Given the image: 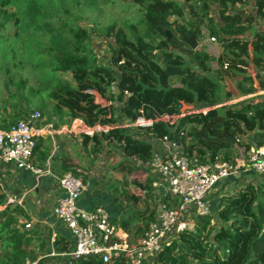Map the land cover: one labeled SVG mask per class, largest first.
<instances>
[{
  "label": "trees",
  "instance_id": "16d2710c",
  "mask_svg": "<svg viewBox=\"0 0 264 264\" xmlns=\"http://www.w3.org/2000/svg\"><path fill=\"white\" fill-rule=\"evenodd\" d=\"M66 1L70 7L80 5L78 0ZM117 1L138 5L142 17L117 29L96 22L84 27L71 25L68 9L59 4L55 7L56 0H34L31 8L50 22L48 32L52 40L57 38L45 52L47 66L60 79L56 78L42 103L50 106L56 128L75 118L89 127L109 126L82 133L81 145L94 159L104 151L111 160V173L118 184L110 188V195L126 212L114 222L126 232L127 243L133 244L146 231L155 211L152 177L140 164L153 157L151 138L176 139L197 163L241 161L250 147L264 146V97L255 96L264 89V32H249L256 16L264 19V0ZM11 2L0 0V31L12 14ZM249 4L253 11L237 12ZM64 34L67 38L60 41ZM189 35L197 41L214 37L217 54L203 46L191 49L181 38ZM95 41L108 51L105 63L98 61L92 48ZM222 78L233 80V89L221 84L224 92L220 96L217 81ZM234 94L251 97L223 104ZM96 95L108 104L98 102ZM180 100L192 106L181 110ZM37 109L42 115V107ZM31 112L1 105L0 128L25 120ZM163 112L183 115L171 124L156 121L144 127L121 126L123 121L155 118ZM49 119L41 118L39 123ZM41 144L37 137L32 154ZM56 158L61 160L63 173L78 174L76 164L65 155ZM3 197L0 188V202ZM163 197L169 207H178L179 197L169 193ZM24 219L17 205L0 209V264H25L27 260L42 264L48 258L40 231L26 227L29 221ZM51 246L59 252L71 248V243L57 234ZM49 264L66 263L52 260ZM80 264L102 262L89 257ZM115 264H124L122 258H116ZM151 264H264V183H246L236 193L220 197L214 213L210 210L208 215L194 216L192 227L178 230Z\"/></svg>",
  "mask_w": 264,
  "mask_h": 264
},
{
  "label": "built area",
  "instance_id": "2783aa9c",
  "mask_svg": "<svg viewBox=\"0 0 264 264\" xmlns=\"http://www.w3.org/2000/svg\"><path fill=\"white\" fill-rule=\"evenodd\" d=\"M208 40L216 42L214 37H208ZM201 111L205 112V109ZM181 115L183 113L175 115L171 120L167 118V122L171 124ZM41 118L40 112L33 110L25 120L0 128V165L12 164L17 169L36 174L48 171L47 165L44 170L32 164L36 138L54 131L50 129V125H41ZM156 121L157 117L139 116L133 122L123 121L121 126L144 127ZM69 127L68 130L87 134L109 128L108 125L89 127L79 118L73 119ZM152 142L153 157L140 164L152 177L155 211L153 220L137 242L127 243L126 232L114 222L104 206L84 209L77 205L86 184L81 176L67 171L58 177L63 195L52 207V214L71 233L73 245L68 250L59 252L50 248L46 257L66 264H80L89 257H98L102 264H115L118 257L122 258L124 264H151L162 245L168 244L178 230L186 228V224L193 221L194 216L210 213L207 198L216 186L238 178L245 169L258 175L264 173V146L250 147L241 161L214 159L197 163L182 149H175L176 145L179 146L176 139L162 136L152 138ZM166 193L179 197L178 207H169L163 201ZM14 201L15 198L9 197L6 203ZM25 225L30 227L29 222ZM25 264L38 263L37 260H27Z\"/></svg>",
  "mask_w": 264,
  "mask_h": 264
},
{
  "label": "rangeland",
  "instance_id": "374dc122",
  "mask_svg": "<svg viewBox=\"0 0 264 264\" xmlns=\"http://www.w3.org/2000/svg\"><path fill=\"white\" fill-rule=\"evenodd\" d=\"M61 1L56 0L55 7H58L57 4H59L68 9L72 17L68 21L71 25L76 24L89 27L96 22L98 26L114 25L117 29L122 28L125 23L134 22L142 17L141 8L131 2L123 3L117 0H78L80 5L74 8L70 7L68 1ZM32 4H35L34 0H12L9 6L10 13L12 14L10 18L5 20L6 22L0 31V106L4 105L9 109L16 106L21 109H29L30 111L38 110L37 108L41 106L43 109L41 121L48 120L49 117L50 119L40 124L50 125V129L55 130L58 127L53 126L56 119L51 114L52 110L50 106L44 105L42 101L45 93L49 91L50 86L53 85L56 78L60 79L47 66L48 62L46 61L49 57L45 52V48L49 44L54 45L57 38L52 40V36L48 32L50 22L43 20L40 12L31 8ZM45 7L52 8V5H46ZM61 38L60 41L67 37L64 34ZM200 42L198 41V44L201 46L202 43ZM211 43H208L207 48L215 55L218 52V46L217 44ZM92 48L98 61L105 63L108 58V51L104 44L95 41L92 44ZM66 79L69 81V78L66 77ZM220 80L218 79L216 81L219 94L222 96L224 90L221 88V84L233 89V80H224L223 78ZM257 95L264 97V89H259L255 93V96ZM236 97L235 95L234 98L227 100V104L237 103L235 101ZM96 100L100 103L108 104V100L98 95H96ZM180 101L181 110H186L188 106H192L187 105L183 100ZM175 115L177 114L163 112L159 113L156 117L158 121L167 122V118L171 120ZM72 120L62 125L69 127ZM97 126L100 125L97 124ZM52 142L51 140H46L45 144L51 147ZM111 164L109 165V169L112 172ZM135 164L139 165V162L135 161ZM186 226L191 228L192 221L187 223ZM49 262L52 263L51 259ZM46 263L45 261L44 264Z\"/></svg>",
  "mask_w": 264,
  "mask_h": 264
},
{
  "label": "crops",
  "instance_id": "0c3cea01",
  "mask_svg": "<svg viewBox=\"0 0 264 264\" xmlns=\"http://www.w3.org/2000/svg\"><path fill=\"white\" fill-rule=\"evenodd\" d=\"M245 9L253 11L252 4L241 8L243 12ZM255 30L264 32L263 18L255 17L249 32L252 33ZM200 43H202L201 46L207 48L208 43L211 42L206 37ZM245 98L247 97L238 96L235 101L239 102ZM68 128L70 127L62 125V127L55 129L53 133H44L39 136L42 144L33 153L32 164L41 169H44L47 165L48 171L36 174L28 170L17 169L12 164L0 165V188L4 196L3 201L0 202V209L9 205L19 206L30 226L40 231V235L46 244V252L52 248L51 244L57 234L65 236L70 240L71 246L73 245L71 233L52 214V207L63 195L58 183V177L63 174L61 160L56 158L58 155H65L66 158H69V161L76 164L77 175L82 178L84 176L83 182L86 184V189L77 200L79 207L92 209L97 205H102L108 210L113 220H119L126 215V212L113 202L110 195V188L118 184L115 174L113 175L109 169L111 160L107 159L104 151L94 159L91 154H88L82 148L80 135L83 132H74L72 129L68 130ZM46 140L53 141L51 147L45 144ZM175 149L180 150L181 147L176 145ZM262 182L264 183V173L258 175L245 169L238 178L220 183L207 198L211 212L216 211V205L220 197L236 193L243 184ZM9 197L15 198V201L11 204L6 203ZM49 260L50 258H47L44 262L46 261V264H49Z\"/></svg>",
  "mask_w": 264,
  "mask_h": 264
},
{
  "label": "water",
  "instance_id": "95a60500",
  "mask_svg": "<svg viewBox=\"0 0 264 264\" xmlns=\"http://www.w3.org/2000/svg\"><path fill=\"white\" fill-rule=\"evenodd\" d=\"M237 12L241 13V14L243 13L242 10L237 11ZM181 38L191 49H200L201 48V46L198 44V41L193 37V35L182 36Z\"/></svg>",
  "mask_w": 264,
  "mask_h": 264
}]
</instances>
